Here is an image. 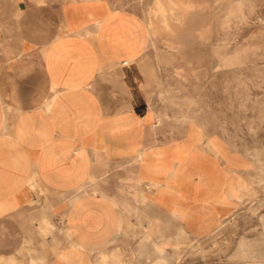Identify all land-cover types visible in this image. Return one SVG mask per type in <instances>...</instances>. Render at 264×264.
I'll list each match as a JSON object with an SVG mask.
<instances>
[{
	"label": "crops",
	"instance_id": "crops-1",
	"mask_svg": "<svg viewBox=\"0 0 264 264\" xmlns=\"http://www.w3.org/2000/svg\"><path fill=\"white\" fill-rule=\"evenodd\" d=\"M181 3L0 0V264H149L238 209L252 162L153 103Z\"/></svg>",
	"mask_w": 264,
	"mask_h": 264
},
{
	"label": "rangeland",
	"instance_id": "rangeland-1",
	"mask_svg": "<svg viewBox=\"0 0 264 264\" xmlns=\"http://www.w3.org/2000/svg\"><path fill=\"white\" fill-rule=\"evenodd\" d=\"M181 8L191 13L174 25L176 45L150 41L165 47L153 103L180 115L182 127L193 121L221 134L252 162L253 185L212 234L193 237L170 222L164 239L151 231L150 247L130 255L143 251L156 264V242L164 264H264V0H182Z\"/></svg>",
	"mask_w": 264,
	"mask_h": 264
},
{
	"label": "bare ground",
	"instance_id": "bare-ground-1",
	"mask_svg": "<svg viewBox=\"0 0 264 264\" xmlns=\"http://www.w3.org/2000/svg\"><path fill=\"white\" fill-rule=\"evenodd\" d=\"M191 169V168H190ZM191 171V170H190ZM205 179V178H204ZM213 179H215V178H213ZM218 181V180H217ZM222 181V180H221ZM207 185V184H206ZM222 186V185H221ZM167 188V187H166ZM187 188H188V186H187ZM169 190V189H168ZM219 190V189H218ZM166 191V190H165ZM196 196V195H195ZM206 199V198H205ZM176 205V204H175ZM218 205V204H217ZM177 206V205H176ZM175 207V206H174ZM219 210V209H218ZM180 214V213H179ZM182 215V214H181ZM183 217H184V215H182ZM197 241V240H196ZM160 251H163L164 249H162V248H160L159 249Z\"/></svg>",
	"mask_w": 264,
	"mask_h": 264
}]
</instances>
